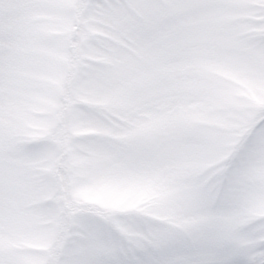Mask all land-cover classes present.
I'll return each instance as SVG.
<instances>
[{
	"label": "rangeland",
	"instance_id": "obj_1",
	"mask_svg": "<svg viewBox=\"0 0 264 264\" xmlns=\"http://www.w3.org/2000/svg\"><path fill=\"white\" fill-rule=\"evenodd\" d=\"M0 264H264V0H0Z\"/></svg>",
	"mask_w": 264,
	"mask_h": 264
},
{
	"label": "trees",
	"instance_id": "obj_2",
	"mask_svg": "<svg viewBox=\"0 0 264 264\" xmlns=\"http://www.w3.org/2000/svg\"><path fill=\"white\" fill-rule=\"evenodd\" d=\"M97 211V210H96ZM98 212V211H97Z\"/></svg>",
	"mask_w": 264,
	"mask_h": 264
}]
</instances>
